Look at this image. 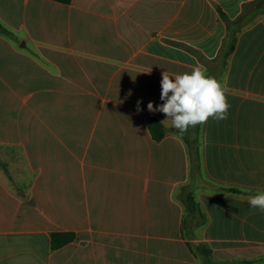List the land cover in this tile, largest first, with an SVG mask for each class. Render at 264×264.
Segmentation results:
<instances>
[{
    "label": "crops",
    "instance_id": "crops-1",
    "mask_svg": "<svg viewBox=\"0 0 264 264\" xmlns=\"http://www.w3.org/2000/svg\"><path fill=\"white\" fill-rule=\"evenodd\" d=\"M247 1L0 0V264H203L200 241L229 264H264V212L193 184L184 139L148 126L166 119L147 108L163 103L164 71L209 72L171 40L217 58L219 6L235 19ZM219 83L231 107L204 125L205 175L264 191V16ZM188 183L208 215L197 238L183 231ZM58 231L76 238L53 249Z\"/></svg>",
    "mask_w": 264,
    "mask_h": 264
},
{
    "label": "trees",
    "instance_id": "trees-1",
    "mask_svg": "<svg viewBox=\"0 0 264 264\" xmlns=\"http://www.w3.org/2000/svg\"><path fill=\"white\" fill-rule=\"evenodd\" d=\"M63 3H71L73 0H56ZM219 11L223 19L227 21L228 24V33L223 43V46L219 52V55L215 59H208L206 56L201 54L197 49L192 46L178 42L172 41V43L183 46L193 53L197 54L201 61L208 65L209 72L206 74L208 76L215 77L218 82H222L223 78L229 68L231 56L237 46L240 33L252 25L259 18L264 16V0H250L244 4L243 11L241 14L232 19L229 15L219 6ZM1 26V25H0ZM163 119L152 115L148 118V126L155 140H162L165 138L169 132H172L170 126H164L161 124ZM176 131V130H175ZM174 131V132H175ZM180 137H182L187 144L189 153L191 156L192 169L194 162V172L193 175V184H196L197 180H204L219 193H233L243 196H253L261 190L251 189L242 186H236L232 184L223 183L213 179L212 177L206 176L203 169V158L199 153L200 147L204 146L203 135H204V126H197L195 128H190L188 133L181 136L178 132H175ZM193 160V161H192ZM192 184V185H193ZM190 183L183 186L181 197L186 207V214L183 222V231L186 235L191 236V238H197L195 229L198 225L205 226L208 222V215L204 211L201 203L197 200L196 197V187H192ZM190 229L194 232L191 235L189 233ZM76 238V233L73 231H58L52 233V247L53 249L60 248ZM193 249L195 254L202 257L203 264H229L232 262H237L240 260L232 259H221L215 257L213 254V249L206 241H200L199 243H193ZM243 263H251V260H241Z\"/></svg>",
    "mask_w": 264,
    "mask_h": 264
},
{
    "label": "clouds",
    "instance_id": "clouds-1",
    "mask_svg": "<svg viewBox=\"0 0 264 264\" xmlns=\"http://www.w3.org/2000/svg\"><path fill=\"white\" fill-rule=\"evenodd\" d=\"M161 105L155 107L149 102L150 112H160L166 117L164 126L174 128L181 136L190 128L204 126L210 118L226 120L231 105L225 89L215 77L208 76L199 67L190 72L170 77L168 71L162 73ZM138 101V105H139ZM250 208L264 212V191L248 197Z\"/></svg>",
    "mask_w": 264,
    "mask_h": 264
},
{
    "label": "rangeland",
    "instance_id": "rangeland-1",
    "mask_svg": "<svg viewBox=\"0 0 264 264\" xmlns=\"http://www.w3.org/2000/svg\"><path fill=\"white\" fill-rule=\"evenodd\" d=\"M23 33H21V36H23L22 35ZM28 92V90H21V91H19V94L22 96V94L24 95V94H26ZM21 104V102L20 101H18V104H16V106H17V109L19 110H24V106H21L20 105ZM69 110H70V107H66V110H65V113L66 114H68L69 113ZM203 141H204V145H205V139H204V135H203ZM1 153H4V150H1ZM199 153L201 154V158H204V149H203V147H200V149H199ZM2 158L3 159H5V156L3 155L2 156ZM193 161V160H192ZM204 161V160H203ZM192 171L194 172L195 170H194V162H193V169H192ZM193 178V177H192ZM199 181H201V180H199ZM204 183L206 184V183H208V182H206V181H204Z\"/></svg>",
    "mask_w": 264,
    "mask_h": 264
}]
</instances>
